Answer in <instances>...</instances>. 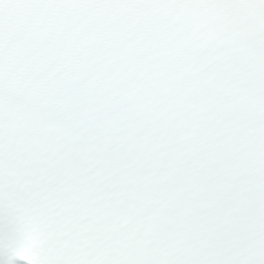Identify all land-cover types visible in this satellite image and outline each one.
Returning a JSON list of instances; mask_svg holds the SVG:
<instances>
[{"label": "snow or ice", "instance_id": "snow-or-ice-1", "mask_svg": "<svg viewBox=\"0 0 264 264\" xmlns=\"http://www.w3.org/2000/svg\"><path fill=\"white\" fill-rule=\"evenodd\" d=\"M0 264H264V0H0Z\"/></svg>", "mask_w": 264, "mask_h": 264}]
</instances>
